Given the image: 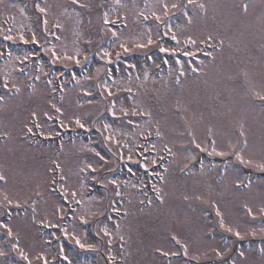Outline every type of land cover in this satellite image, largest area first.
Wrapping results in <instances>:
<instances>
[{
	"label": "snow or ice",
	"instance_id": "1",
	"mask_svg": "<svg viewBox=\"0 0 264 264\" xmlns=\"http://www.w3.org/2000/svg\"><path fill=\"white\" fill-rule=\"evenodd\" d=\"M0 8V264H264V0Z\"/></svg>",
	"mask_w": 264,
	"mask_h": 264
},
{
	"label": "rangeland",
	"instance_id": "2",
	"mask_svg": "<svg viewBox=\"0 0 264 264\" xmlns=\"http://www.w3.org/2000/svg\"><path fill=\"white\" fill-rule=\"evenodd\" d=\"M6 2H16V3H30V0H6ZM3 9L0 8V12H2ZM14 11V10H13ZM3 17L0 16V21H2ZM21 22V17L19 16V14L17 13V24H19ZM26 23V22H25Z\"/></svg>",
	"mask_w": 264,
	"mask_h": 264
}]
</instances>
